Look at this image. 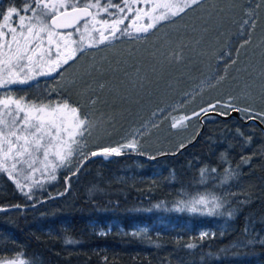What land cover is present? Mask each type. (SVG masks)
Listing matches in <instances>:
<instances>
[{"label":"trees","instance_id":"1","mask_svg":"<svg viewBox=\"0 0 264 264\" xmlns=\"http://www.w3.org/2000/svg\"><path fill=\"white\" fill-rule=\"evenodd\" d=\"M183 97L181 103H195ZM202 124L200 136L175 156L149 159L176 153L197 132L173 149L151 146L147 152L124 151L138 157L95 156L68 179L64 197L28 211L0 212V256L23 253L27 264H264V131L240 116H206ZM151 131L147 137L155 134ZM249 155L251 164H241V156ZM75 168L63 169L51 188L42 183L26 190L31 199L0 174V207L62 195ZM202 168L208 169L203 183ZM226 170L240 175L222 184ZM203 192L220 197L217 214L176 210L178 201ZM141 226L150 231L130 234ZM201 230L214 235L201 238Z\"/></svg>","mask_w":264,"mask_h":264},{"label":"snow or ice","instance_id":"2","mask_svg":"<svg viewBox=\"0 0 264 264\" xmlns=\"http://www.w3.org/2000/svg\"><path fill=\"white\" fill-rule=\"evenodd\" d=\"M204 3L206 0H24L22 7L9 6L5 12H0V90H5L0 92V173L7 174L16 188L31 199L24 189L27 187L31 191L33 184L39 182L37 173L55 180L57 169L71 168L74 162L77 166L73 175L90 157L102 156L107 159L120 156L124 150L138 151L137 135L116 146L85 151L92 129L97 125L92 119L93 113L86 110L85 105L97 109L98 105L108 102V97L112 98L113 103L123 98L113 80L119 74L130 75L120 67L124 62L117 61L116 66L110 63L107 69L103 65L93 66L92 71L87 73L90 79L84 80L78 88V95L84 98V103L80 99L72 100L70 96H62L55 101L29 100L25 96L14 95L11 85L28 84L37 76H53L56 73L62 78L61 70L66 71L65 66L71 67L72 62H76L87 49L103 51L112 46L113 41L123 36L131 38L133 33L136 39H140L142 34L146 36L152 30L159 31L164 26L176 23L177 18L183 19L190 10L195 11ZM246 14L251 18V13ZM208 23L205 21L203 25L205 31ZM243 25H249V20H244ZM250 27H255L254 20ZM243 32L242 27L241 34ZM184 47L183 43L174 47L170 45L166 52L159 54L158 62L180 65L185 59ZM245 71L253 75V70ZM105 73H111L112 79H107ZM259 78L261 96L264 97V64L259 68ZM133 83L143 85L139 69ZM255 83V78L251 83L245 82V89ZM73 86H76L75 81L68 86L69 90ZM219 108L225 109L219 112L220 115L240 112L246 119L264 122V112H258L251 106L242 108L233 104L231 97L227 102L218 101L201 111L207 114L209 110L218 111ZM194 115L199 116L200 113ZM186 119L190 117H173L171 127L183 126ZM250 142L251 137L245 143ZM251 160V155L241 156V164L249 165ZM211 171L215 172L216 169ZM207 172L208 169L200 170L201 183ZM239 175L235 170H226L221 183H227L230 178ZM177 203V211L204 213L206 209L207 215L217 214L223 207L220 197L207 192ZM233 211H229L228 215L231 216ZM207 235L201 233V238ZM187 247L194 245L188 244ZM0 264L27 262L23 253H18L12 258L0 256Z\"/></svg>","mask_w":264,"mask_h":264},{"label":"rangeland","instance_id":"3","mask_svg":"<svg viewBox=\"0 0 264 264\" xmlns=\"http://www.w3.org/2000/svg\"><path fill=\"white\" fill-rule=\"evenodd\" d=\"M220 9L224 11L220 12ZM246 13H251V18ZM244 20H249V25H243ZM252 20L255 21L254 28L250 27ZM205 21H209L207 31L203 27ZM245 40L250 42L244 43ZM178 43L185 45V59L180 65L158 62L160 53ZM117 61L124 62L120 67L130 74H119L113 80L123 98L113 103L112 98L108 97V102L98 105L97 109L85 105L86 110L97 113L96 117L92 115L97 125L92 129L85 151L116 146L133 135L138 136L139 150L144 152L152 149L151 146L173 149L191 140L197 132L199 116L194 113L201 115L204 113L201 109L218 101L227 102L230 97L233 104L242 108L251 106L258 112H264V97L259 87V68L264 64V0H206L203 6L195 11L190 10L183 19L177 18L176 23L164 26L159 31L152 30L146 36L142 34L140 39H136L133 33V37L124 36L103 51L87 49L76 62H72L71 67L65 66L66 71L61 70L62 78L56 73L50 81L36 86L29 100L55 101L62 96H70L72 100L80 99L84 103V98L78 95V88L84 80L90 79L87 73L92 71L93 66L103 65L107 69L110 63L116 66ZM137 69L143 79L142 86L133 83ZM245 69L253 70V75L250 76ZM105 76L112 79L111 73H105ZM253 78L256 83L245 89V82L251 83ZM72 81L76 82V86L69 90ZM30 83L11 85V89L28 87ZM183 96L195 98V103L191 104L192 99L181 103ZM223 111L225 109H218V112ZM181 116L190 119L183 121V126L172 128L173 117ZM239 116L248 120L243 113L239 112ZM151 130L155 134L147 137ZM74 168L72 165L66 169ZM63 169H57L55 180L37 173L39 182L33 184L31 190L39 189L42 183L48 188L58 184ZM245 186L242 183L240 188ZM26 190L29 191L27 187ZM41 191L44 192L45 188ZM45 193L47 190L43 197ZM149 231L150 227L141 226L130 234L140 235ZM201 233L214 235L209 230H201L199 237ZM234 246L239 245L231 244L229 248Z\"/></svg>","mask_w":264,"mask_h":264},{"label":"water","instance_id":"4","mask_svg":"<svg viewBox=\"0 0 264 264\" xmlns=\"http://www.w3.org/2000/svg\"><path fill=\"white\" fill-rule=\"evenodd\" d=\"M206 116H216V117H219V118L222 119V120H228V119L231 118V117H239V112H231L230 115H227V116L220 115L218 111H212V110L208 111L207 114L202 113V114L199 116V118H198V120H199V122H200V124H201L200 130L197 132L195 138H194L190 143H187L186 145H184L183 147H181L176 153H172V154H161V155L156 156L154 159H156V158L166 157V156H168V155L175 156V155H177L181 150H184L185 148H187L192 142H194V141L199 137L200 132H201L202 129H203L202 120H203V118H205ZM253 121H254V122L260 127L261 130L264 131V125H263L258 119H255V120H253ZM120 156H132V157H138V156H140V155H138V154H136V153H132V152H124V153H122ZM111 157H114V156H111ZM91 158H93V157H90L86 162H84L83 166H84V165H85V164H86ZM83 166H82V167H83ZM82 167L80 168V170L82 169ZM76 175H77V173H76L75 175H73V174L71 173L68 177H66V179H65L66 190H65V192H64L62 195H56V196H51V197L44 198L43 200L39 201L38 203H35L34 205H30V206H23V207H22V206H19V207H16V206H13V207H12V206H10V207H9V206H5V207H0V209H4V210H2V211H0V212H8V211H12V210H32V209L37 208L38 206H40V205H42V204H44V203H46V202H50V201H52V200H55V199H58V198L64 197L65 194L67 193V182H68V179H69L70 177H74V176H76Z\"/></svg>","mask_w":264,"mask_h":264},{"label":"flooded vegetation","instance_id":"5","mask_svg":"<svg viewBox=\"0 0 264 264\" xmlns=\"http://www.w3.org/2000/svg\"><path fill=\"white\" fill-rule=\"evenodd\" d=\"M23 2H24V0H0V12H5L9 6L22 7ZM126 23H127V21H126ZM120 38H124V36L120 37ZM113 43H114V41H113ZM52 78H53V76H37L35 79L31 80V83L28 87H25V86L19 87V88L15 87L13 89V94L17 95V96H25L28 99H32L31 93L33 91H36V89H37L36 86L43 85L46 82L50 81ZM248 120H249L248 122H251V121L254 122L253 119H248ZM0 174H3L8 178V176L6 174H4V173H0Z\"/></svg>","mask_w":264,"mask_h":264},{"label":"bare ground","instance_id":"6","mask_svg":"<svg viewBox=\"0 0 264 264\" xmlns=\"http://www.w3.org/2000/svg\"><path fill=\"white\" fill-rule=\"evenodd\" d=\"M204 119V118H203ZM247 122L249 121V120H246ZM255 123V122H254ZM204 125V124H203ZM200 136V135H199ZM193 144V143H192ZM61 187V186H60ZM58 188V187H57ZM60 190V189H59ZM56 191V190H55ZM64 192V191H63ZM63 194V193H62ZM50 203V202H49ZM13 207V206H12ZM13 211V210H12ZM12 211H9V212H12ZM22 211H28V210H22Z\"/></svg>","mask_w":264,"mask_h":264}]
</instances>
